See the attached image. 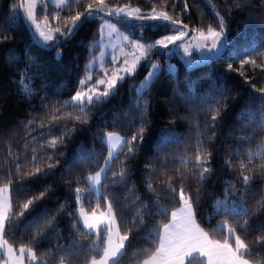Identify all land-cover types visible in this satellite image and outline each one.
<instances>
[{
    "label": "trees",
    "instance_id": "1",
    "mask_svg": "<svg viewBox=\"0 0 264 264\" xmlns=\"http://www.w3.org/2000/svg\"><path fill=\"white\" fill-rule=\"evenodd\" d=\"M17 0H0V137L8 143H0V174L4 176L0 180V187L7 182L9 176L13 179L10 186V196L14 205V212L18 215L20 206L33 196H38L41 191L47 190V196L36 201L34 207L30 209L23 218L19 228L9 231L7 238L9 243L15 248L26 245L32 240L35 227L28 225L35 222L36 225H43L44 219L41 216H55L51 227L43 229V234L37 237V243L33 246L38 255L50 253L45 256L46 261H56L60 256L67 255L72 249L73 238L83 240L79 233L73 228L76 223V213L78 206L73 193L76 187H85L84 184H77L74 177L78 175H88L89 172L97 170L98 166H90L88 153L94 150L101 154L98 165L103 164V157L107 155L106 148L101 144V136L105 131L118 132L124 136H131L140 127L139 112L132 107V103L137 99L135 89H130L132 80L137 85L143 80L148 72V67L142 65L133 77L126 79L118 86L116 95L110 97L107 102L96 104L88 113L87 123H80L75 119L62 120L56 127L48 125V117L45 120L35 119L30 127L31 133L26 135L22 123L37 116H44L45 107L53 105L59 106L64 101H69L79 87V81L85 75V66L100 51V47L90 50L93 41L100 42L98 29L102 19H109L117 23L115 17H108L105 14L102 19L92 22H85L71 39H61L59 46L50 49L42 47L33 32L30 31L23 19L15 26L12 23L13 4ZM92 0H83L78 6L69 5V8L60 11L61 21L66 20L70 15H75L77 11L83 12ZM109 6H124L130 4L132 7H139L143 12H150L155 5L157 11H168L170 14L179 15L184 24L191 29L199 27L202 23L205 27L209 23H214L216 11L224 15L227 21V34L232 42L230 48L225 49L221 56L208 63L199 64L189 68L178 52L172 56L157 55L154 51L152 58L164 64L167 60L176 66V72L169 75L162 72L154 80L150 89L144 93L143 99L147 101V116L144 121V140L139 146V150L134 157L125 161L129 171L127 188H135L136 194L142 199L150 201L152 194L145 186L148 170L146 164H153L160 170H166L169 175H173L177 169H182L179 157L189 155L195 158V137L198 135L196 128L205 127L206 119L210 120L208 108L201 103L203 98L209 94L220 99L219 91H223L226 96L227 109L222 113L216 126L214 139L213 133L208 132L202 139L208 144L212 152L211 168L212 172L201 190L200 204L196 208L197 219L203 227L215 228L221 222L228 220L227 215H213L214 203L216 199H224V189L229 184L235 185L236 189L242 190L243 185L239 180V171L229 169L224 161L232 159L231 152L257 151L258 146L264 142V132L259 131L256 124L248 125V115L241 119V110L249 103L252 95L259 96L252 85L256 88L264 87V72L260 69H251L246 65L245 75L254 78L246 83L245 77L239 75L238 71H228V65L239 69L240 61L248 55H253L251 49L264 51V0H241L242 7L237 8L233 0H107ZM185 3L188 10L185 12ZM45 11L49 15L50 22L55 26L58 22L51 18L59 11L55 7L47 4V9L43 5L37 8L38 19H42ZM23 16V11L20 10ZM120 30L129 34V27L118 24ZM171 34L163 29L145 28L141 34L136 32L134 37L142 43L154 42L162 36ZM7 37V39H5ZM57 52L61 55L57 57ZM13 55L15 60L9 63L7 58ZM34 58L36 65L29 67L30 59ZM110 63V62H109ZM27 74L32 78L34 84V95L31 99H21L18 94V87L22 74ZM97 77H94V79ZM103 86H101L102 90ZM257 100L251 104L253 113L258 114ZM72 105L66 106L59 115L73 110ZM143 107V104L141 105ZM125 113H130L125 117ZM78 114V113H77ZM207 114V115H206ZM135 121V123H133ZM45 123V128H41V123ZM68 129L75 128V131L65 138L64 144L59 147L54 159L59 161L56 168L52 169L54 174L44 177L42 174L36 177H28L26 172L32 170L30 163L33 155H42L41 152L33 153L32 145L45 144L52 137L50 135L41 136V132L47 133L51 127L53 135H60L64 125ZM247 127L246 132L242 129ZM172 130V139L161 143L165 130ZM15 132V136L12 133ZM240 136L251 137V142L240 141ZM33 137L35 139H33ZM25 141H31L28 149H25ZM11 144V149L9 148ZM191 146V147H190ZM9 150L14 157L19 156L18 161L7 158ZM45 152L51 153L52 149L45 148ZM26 157V158H25ZM92 159H97L93 156ZM123 159V156H121ZM243 156L233 159L234 164H238ZM260 161H254L259 163ZM19 163L24 169L23 172L15 171V164ZM118 164L113 171L117 170ZM71 171H68V170ZM23 177V179H21ZM111 178V173H109ZM165 176H157L154 186H161L160 181L166 180ZM28 185L29 191L21 192L23 185ZM127 188L123 185L109 186L103 189L105 195L110 194V198L116 201H123ZM250 194L244 193L249 207V219L251 227L248 230L246 239L254 241L262 233L258 231L264 225V209L254 212V206L261 199L264 190V178L257 177L251 184ZM134 198V197H133ZM241 200V196H233L227 202L231 205ZM90 202V207H89ZM100 211L104 210L103 201L100 202ZM85 208L91 211L96 207V200L93 197H86ZM61 205H65L63 212H58ZM178 206V205H176ZM171 211V206L169 207ZM124 219L132 220V214L124 209ZM159 216L153 214L145 217V226L166 223ZM229 223L231 221L229 220ZM77 227L82 229V225ZM144 227H141L131 236V246L126 249L127 255L120 261V264H136L129 257L138 249L154 247L152 241L144 238ZM95 237L93 236L92 239ZM216 238H221L217 236ZM85 244L91 241H83ZM58 246H64L60 249ZM253 253H260L264 256V247L253 246ZM90 258V257H89ZM80 264H85V258L80 257ZM254 264L256 262L254 261ZM264 264V260L260 261Z\"/></svg>",
    "mask_w": 264,
    "mask_h": 264
},
{
    "label": "snow or ice",
    "instance_id": "2",
    "mask_svg": "<svg viewBox=\"0 0 264 264\" xmlns=\"http://www.w3.org/2000/svg\"><path fill=\"white\" fill-rule=\"evenodd\" d=\"M51 0H17L13 4L12 23L15 26L21 19L26 27L38 37L37 42L44 48L59 46L61 39L68 40L75 35L76 31L83 26L85 22H92L101 19V14L108 17H115L117 23L106 20L100 25L98 32L101 39L104 35L111 37L116 34L120 45L113 44L114 52L111 54V65L106 66L105 58L107 53L102 52L100 57H93L85 66V75L79 81V87L69 101H64L59 106H44V116H37L29 119L26 123H22L25 134L31 133V125L35 119L42 121L48 120V125L56 127L62 120L75 119L80 123H87L88 113L93 106L105 103L107 100L116 95L118 86L126 79L133 77L142 65L148 67L147 75L139 85L132 80L129 84L130 89H135L137 99L132 103V107L139 112L140 127L132 133L131 136H124L114 131H105L101 136V144L106 148L107 155L103 157V164L98 165V159L101 154L92 150L88 153V162L90 166H98L94 172L88 175H78L73 179L77 184H84L85 187H76L73 193L78 206L76 213V223L73 228L75 232L83 238L76 240L73 238L72 249L67 255L60 256L56 261L53 257L52 261H46L45 256L51 255L45 253L38 255L33 246L37 243V237L43 234V229L51 227L55 216H41L44 219L43 225L33 224L28 227H35L32 240L26 245H21L18 249L9 243L7 235L9 231L19 228L21 218L34 207L36 201L42 200L47 196V190L41 191L38 196H33L23 203L18 215L14 212V205L10 196V186L13 184L11 176L7 182L0 187V264H80V257L85 258V264H120V261L127 255L126 249L131 246V236L145 226V217L155 214L160 219L167 220L166 223L158 225H148L144 227V238L153 242L154 247L140 249L138 248L129 259L135 261L136 264H260L264 260L259 252L253 253V246L264 247V225L258 228L262 234L254 241L246 239L248 230L251 227L249 219V207L244 193L250 194L252 191L251 184L259 176L264 178V142H262L257 151L251 150L246 152H231L232 159H226L225 165L233 170L239 171V180L243 185V189H236L235 185L229 183L224 189V199H216L214 203L213 215L223 214L228 216L225 220L218 224L215 228H205L197 219L196 208L200 204L201 190L203 184L209 178L212 168V152L208 144L202 139L207 136L208 132L214 133L216 126L222 113L227 109L225 102L227 99L223 91H219L220 99L209 94L207 98H203L201 103L208 108L210 120L206 119L205 127L199 128L197 122L196 131L198 135L195 137V158L189 155L179 157V161L184 167L177 169L173 175H169L166 170H160L153 164H146L148 170L147 179L145 181L146 189L152 194V199L146 201L135 192V188H127L129 179V171L125 161L134 157L139 146L144 140L145 124L147 116V101H144V93L147 92L152 83L162 72L173 75L176 67L173 64L161 66L159 62L153 61L152 53L155 51L157 55L172 56L180 50L183 51L187 58L185 64L189 67L195 64L208 63L221 56L225 49L231 47L232 42L227 34V21L224 15L216 11L214 23H209L206 27L202 23L199 27L191 29L194 33L189 40L185 37L189 35V25L184 24L179 15L170 14L168 11H157L154 5L150 12L142 13L139 7H132L130 4L124 6L110 7L107 0H92L83 12L77 11L75 15H70L63 22L59 15L60 11L69 8V5H79L83 0H55V7L59 11L51 19L58 23L53 26L50 22L47 11L42 19H38L37 8L43 5L45 10L47 4ZM167 0H165V3ZM235 7L241 8L243 5L241 0H233ZM23 11V16L20 15ZM188 6L185 3V12ZM139 22V24H136ZM117 24L127 26L129 28H154L156 30L163 29L165 32L171 33L156 39L154 42L142 43L139 40L131 38V34L124 35L117 27ZM7 39V37H5ZM99 41H93L90 44V50L100 47ZM118 48V53L115 51ZM131 49L130 51H126ZM253 55L246 56L240 61L239 69L233 68L229 64L228 71H238L239 75L245 77V82L249 83L255 76L247 77L245 75V66L251 69H260L264 72V51H256L251 49ZM198 53L197 56L193 54ZM61 55L57 52V57ZM121 57L122 62L121 61ZM15 56L10 55L7 60L12 63ZM99 61V68L97 62ZM36 61L30 59L29 67H34ZM103 73L101 76L100 73ZM94 77H97L94 79ZM101 86H103L101 90ZM255 92L260 95H252L249 103L241 110L242 119L245 114L248 115V125L256 124L259 131L264 132V87L256 88L252 85ZM18 94L21 99H31L34 93V84L32 78L26 73L21 75ZM257 100L260 101L258 114L253 113L251 104ZM143 104V107L141 105ZM72 105L73 110L59 113L68 106ZM78 113V114H77ZM125 117L130 113H125ZM207 115V114H206ZM135 123V121H133ZM45 123H41L40 127L45 128ZM51 127L47 133L41 132L40 135H50L52 138L45 144L32 145L33 153L41 152L42 155H33L30 163L33 165L32 170L26 172L28 177H36L42 174L44 177L54 174L52 169L59 164L54 157L59 151V147L64 144L65 138L70 136L75 128L68 129L65 124L60 135H53ZM247 131V127L241 130ZM15 136V132L12 133ZM33 139H35L33 137ZM172 139V130H165L161 139V143ZM240 141L251 142V137L240 136ZM0 143H8L4 138L0 137ZM31 141H25L24 147L28 149ZM191 147V146H190ZM11 149V144L9 143ZM52 149L53 152H45L44 149ZM95 156L97 159H92ZM123 156V159H121ZM237 156H243L238 164L233 163V159ZM7 158H13L14 161L19 160V156L13 155L9 150ZM26 158V157H25ZM259 160V163L254 161ZM118 164L117 170L113 171L114 166ZM15 171L21 173L24 171L19 163L15 164ZM68 171H71L70 169ZM111 173V178L109 177ZM157 176H165L166 180H161V186H154V180ZM4 176L0 174V180ZM23 179V177H21ZM123 185L127 188L123 201H116L105 195L103 189L109 186ZM28 185H23L21 192L29 191ZM233 196H241L238 204L233 202L228 205V201ZM86 197H93L96 200V207L87 211L84 200ZM134 197V198H133ZM101 201L104 203V210L100 211ZM178 205V206H176ZM89 202V207H90ZM171 206V211L169 207ZM124 209L132 214V220L124 219ZM264 209V192L261 193V199L254 206L253 211L259 212ZM65 205H61L58 212H63ZM229 220L231 223H229ZM82 224V229L77 227ZM95 237L92 239V237ZM217 236L221 238H216ZM90 240L85 244L83 241ZM63 249L64 246H58ZM90 257V258H89Z\"/></svg>",
    "mask_w": 264,
    "mask_h": 264
},
{
    "label": "rangeland",
    "instance_id": "3",
    "mask_svg": "<svg viewBox=\"0 0 264 264\" xmlns=\"http://www.w3.org/2000/svg\"><path fill=\"white\" fill-rule=\"evenodd\" d=\"M49 5H51V6H53V7H55V0H51V2L50 3H48ZM110 7H115V6H110ZM56 8V7H55ZM142 13H148V12H143L142 11ZM101 17L103 18V16L101 15ZM101 18V19H102ZM106 20H109V19H102V22L100 23V25L101 24H103ZM111 21V20H110ZM112 23H115V22H113V21H111ZM136 24H139V22H136ZM117 27H118V29H119V31L121 32V33H123L124 35H129V34H131V38L132 39H135L134 37H132L133 35H135L136 34V32H138V34H141L142 33V30H139L138 28H129L128 29V31H129V34H126L124 31H122V30H120V27H119V25L117 24ZM100 28V27H99ZM194 33H190L188 36H186L185 37V40H189L190 39V37L193 35ZM36 37V36H35ZM36 39L38 40V37H36ZM136 40V39H135ZM140 41V40H139ZM140 42H142V41H140ZM100 44H101V46H100V51H99V53L97 54V56L96 57H100L101 56V53L102 52H104V53H107L108 55L106 56V58H105V61H106V66L107 67H109V68H111L112 67V65H111V54L114 52V49H113V47H112V45L113 44H115V45H120V41L117 39V37H116V34H113L111 37H109L108 35H104V37H103V39H101V37H100ZM131 49H127L126 48V51H130ZM117 53H118V48L115 50ZM178 54L180 55V57L183 59V61H185L187 58L184 56V54H183V51L182 50H180L179 52H178ZM198 55V53H195L194 52V54H193V56L195 57V56H197ZM122 57H121V61L120 62H122ZM153 61H155V62H159L157 59H153ZM110 62V63H109ZM161 64V63H160ZM166 64H173V63H171V62H169L168 60L164 63V64H161V66H164V65H166ZM173 65H175V64H173ZM199 64H195V65H193V66H191V67H196V66H198ZM176 67V66H175ZM189 67V66H188ZM191 67H189V68H191ZM97 68H99V61L97 62ZM149 70V69H148ZM100 75L102 76L103 75V73L101 72L100 73ZM147 75V74H146ZM144 79V78H143ZM263 192H264V190H263ZM82 225V224H81ZM83 227V226H82ZM0 259H2V258H0Z\"/></svg>",
    "mask_w": 264,
    "mask_h": 264
},
{
    "label": "crops",
    "instance_id": "4",
    "mask_svg": "<svg viewBox=\"0 0 264 264\" xmlns=\"http://www.w3.org/2000/svg\"><path fill=\"white\" fill-rule=\"evenodd\" d=\"M25 264H28V262H27V261H25Z\"/></svg>",
    "mask_w": 264,
    "mask_h": 264
}]
</instances>
